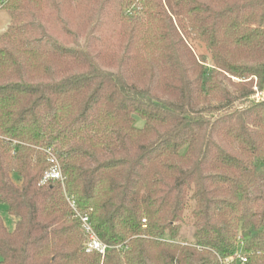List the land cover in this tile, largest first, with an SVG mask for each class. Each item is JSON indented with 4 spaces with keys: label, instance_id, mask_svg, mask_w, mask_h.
Here are the masks:
<instances>
[{
    "label": "trees",
    "instance_id": "obj_1",
    "mask_svg": "<svg viewBox=\"0 0 264 264\" xmlns=\"http://www.w3.org/2000/svg\"><path fill=\"white\" fill-rule=\"evenodd\" d=\"M0 9V264H264V0Z\"/></svg>",
    "mask_w": 264,
    "mask_h": 264
},
{
    "label": "rangeland",
    "instance_id": "obj_2",
    "mask_svg": "<svg viewBox=\"0 0 264 264\" xmlns=\"http://www.w3.org/2000/svg\"><path fill=\"white\" fill-rule=\"evenodd\" d=\"M8 23H9V15H8V13L5 10L0 9V34L5 30V28L7 27ZM198 50L200 52H202V53H206L205 49L203 47H201V45L199 46ZM252 88L254 90V94L251 96L250 99L264 103V80L262 82H258L257 83V78L254 77L253 78ZM136 125L137 126H142L143 125V121H142L141 118H139V117L136 118ZM37 148L40 149L44 153H45L44 149L49 148L51 150V152L54 154L53 146H45V145H43L41 143L39 146H37ZM45 155H46V153H45ZM188 213H189V211L186 212L187 216H188ZM0 214L3 217V221H4L5 226L9 230L13 229L15 218L13 216L9 215L6 212V207L4 205H0ZM187 221H188V218H186V223H184L181 226L180 231H179L180 236H181V238H182V240L184 242L190 241L192 239L191 236H192V233H193V228H192L191 224L189 222H187ZM86 237H87V235H86ZM87 242H88V238H86V244H87ZM106 247H107L106 249H110L111 248V247H108V246H106ZM106 249H105V251H106ZM240 252L241 251H239V253ZM101 255H102V253H101Z\"/></svg>",
    "mask_w": 264,
    "mask_h": 264
},
{
    "label": "built area",
    "instance_id": "obj_3",
    "mask_svg": "<svg viewBox=\"0 0 264 264\" xmlns=\"http://www.w3.org/2000/svg\"><path fill=\"white\" fill-rule=\"evenodd\" d=\"M44 151L47 155V162L49 163V169L43 174V176L40 180V183L45 184V183H48L50 181H60L61 183H63L64 176L61 172L59 163H58L55 155L51 152V150L49 148L44 149ZM70 205L74 209V211L76 212V215L79 217V219L81 221L82 230L87 235L88 242L86 244V250L87 251H97V252H100L103 254L107 247L105 244H103L98 239L96 234L93 232L92 227L90 226V223H89L88 215L87 214H80L79 212H77L73 203H70ZM229 259H232V257H230ZM240 259H241L242 263L246 262L245 257H241Z\"/></svg>",
    "mask_w": 264,
    "mask_h": 264
}]
</instances>
